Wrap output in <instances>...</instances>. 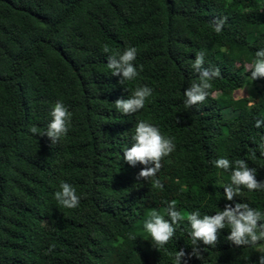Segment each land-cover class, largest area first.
Returning <instances> with one entry per match:
<instances>
[{
    "label": "trees",
    "instance_id": "1",
    "mask_svg": "<svg viewBox=\"0 0 264 264\" xmlns=\"http://www.w3.org/2000/svg\"><path fill=\"white\" fill-rule=\"evenodd\" d=\"M224 17L217 34L213 21ZM129 46L139 75L122 85L107 57ZM260 48L264 0H0V264H174L178 250L193 251L190 225L185 218L158 251L143 228L152 210L164 214L175 200L182 214L215 215L236 202L264 212V191L224 199L230 171L212 163L245 159L264 182V126L255 127L264 79L252 81L247 67ZM201 51L204 67L221 71L210 90L220 95L186 109ZM248 83L255 95L236 98ZM144 85L153 89L145 107L118 113L115 101ZM58 100L73 115L53 145L29 129L43 133ZM140 120L174 138L156 177L162 188L137 180L143 164L123 160ZM61 182L75 187L76 209L54 199ZM229 234L215 247L201 242V258L186 256L187 264H258L256 249L231 244Z\"/></svg>",
    "mask_w": 264,
    "mask_h": 264
},
{
    "label": "clouds",
    "instance_id": "2",
    "mask_svg": "<svg viewBox=\"0 0 264 264\" xmlns=\"http://www.w3.org/2000/svg\"><path fill=\"white\" fill-rule=\"evenodd\" d=\"M227 18H218L213 21L214 30L217 34L223 31ZM105 53L110 52L107 45L104 46ZM138 50L134 46L126 47L122 53H114L107 57V67L113 76H120V84L134 81L139 72L134 65ZM205 53L197 52L192 68L199 76V82H193L184 92V106L186 109L202 104L210 95H214L210 90L213 85L212 80L221 76L219 67L205 68ZM250 79H264V48L255 52V59L248 65ZM127 89V88H126ZM129 90V89H127ZM153 95V89L147 85L138 86L131 91L129 98L115 101V109L123 116H129L139 112L146 105L148 99ZM72 113L69 108L60 100L56 101L50 112L51 120L46 130L41 133L36 126L30 127V132L34 135H46L51 139L52 144L58 143L67 136L72 120ZM264 126V118H258L255 122L256 128ZM130 147L123 150V160L136 166L138 163L145 167L137 175V180L152 181L155 187H163L157 179V173L162 168L164 158L171 155L175 150L174 138L165 136L161 130L145 120L138 121L134 126V133L131 137ZM261 156H264V142L258 145ZM217 169L225 172L230 171V183L224 186V199L234 201L242 189L249 192L264 191V182L256 179L257 169L250 167L245 159H237L234 162L228 158L220 157L212 161ZM54 199L58 205L65 209H76L80 204V197L76 189L68 182L60 183V190L54 193ZM165 216L168 218L166 219ZM187 219L190 225V239L193 251L189 254L185 250H178L175 254L174 264H187L186 256L201 258V242L205 246L215 247L219 243L221 231L229 229L230 234L226 240L235 246H251L260 254L258 264H264V212L251 207L245 202H236L225 205L223 210L215 215L204 214L201 216L199 210L182 214L177 210L176 201L167 202L165 213L161 214L157 210H152L143 223V228L150 237L153 247L158 251L165 246L175 236L177 227L182 221ZM135 239V238H134ZM54 245L49 249L51 251Z\"/></svg>",
    "mask_w": 264,
    "mask_h": 264
},
{
    "label": "rangeland",
    "instance_id": "3",
    "mask_svg": "<svg viewBox=\"0 0 264 264\" xmlns=\"http://www.w3.org/2000/svg\"><path fill=\"white\" fill-rule=\"evenodd\" d=\"M219 95H220L219 93L214 94L215 97H218ZM254 95H255L254 84L251 83H248V85L244 86L235 93L236 98H244L247 96L251 97ZM225 142H226V137H223L220 142V151L224 149Z\"/></svg>",
    "mask_w": 264,
    "mask_h": 264
}]
</instances>
